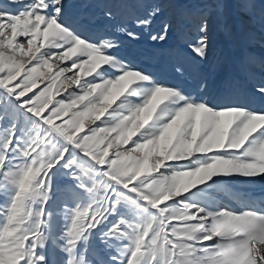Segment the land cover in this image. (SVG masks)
<instances>
[{
  "label": "snow or ice",
  "instance_id": "1",
  "mask_svg": "<svg viewBox=\"0 0 264 264\" xmlns=\"http://www.w3.org/2000/svg\"><path fill=\"white\" fill-rule=\"evenodd\" d=\"M159 12L114 31L138 40ZM93 25L64 0H0V264H264V207L205 200L220 181L264 179V109L158 79ZM188 25L158 50L178 77L209 56L207 15ZM171 31L165 21L149 39ZM239 71L254 75L247 60ZM251 94L264 102V78Z\"/></svg>",
  "mask_w": 264,
  "mask_h": 264
},
{
  "label": "rangeland",
  "instance_id": "2",
  "mask_svg": "<svg viewBox=\"0 0 264 264\" xmlns=\"http://www.w3.org/2000/svg\"><path fill=\"white\" fill-rule=\"evenodd\" d=\"M4 2L7 3V0H4ZM23 2L27 3L28 0H23ZM64 3L66 13L69 15L85 12L90 15L94 19L93 27L95 30L104 31L105 29H110L109 34L116 36L117 39L120 41V47L115 50L116 54H118L121 58L128 59L130 61L132 60L135 65L144 68L148 71L154 68L161 69V66H164L168 63V59L162 60L161 57L156 54L161 48H175L177 46V30H181L189 26V12H187L186 14L185 10H190L193 9L192 7L195 8V6H198L196 9L198 12L200 8H207V5H204L205 3H209V5H211V10H209L208 8V11L201 10L208 17V41L209 44L212 43V46L209 45V55L211 54V52H216V50H218L221 46H223L224 48L231 47L234 51L232 52V55H230L229 61H238V49L235 48V36L232 35L230 32V29L233 26V21H235L233 20L234 18H232L231 15L238 17V19H236L238 27L240 21L245 25L247 24L248 26H251L256 24L257 22L259 23L258 18L262 17V13H260V7L258 8V6H264V0H253V3H255L256 7L247 10H242L238 8L236 6V0H220L219 4H215L214 0H64ZM102 4H109L113 6V11L117 13L114 19H108L103 15V8L98 6ZM15 6L18 7V5H13V9L16 8ZM154 7H159L160 12L156 17L153 18L151 26L147 29L134 28V30L139 33L140 38L138 40H131L127 36L120 33H116L114 31L115 27L118 24H121L124 19L131 16L144 17L147 12ZM191 14H193V12ZM165 21L170 22L172 25V31L170 32L169 39L162 44L151 41L149 39L150 34L153 32H160ZM193 23L198 24L199 22H196V20H194ZM215 30L223 35L217 37L215 35ZM141 37L143 38V40ZM172 39L175 41H173ZM134 41L135 43H137L135 44ZM181 47H183V45H181ZM150 51L153 53V55H150ZM129 54H132L133 56ZM137 56H139L140 58ZM168 57L172 59V57ZM213 58L214 56H211V59ZM189 68L192 67L189 66ZM154 75L156 77L164 76V74L162 73H154ZM183 81L187 82L185 76L183 78ZM37 86H42L40 80H37ZM261 108H263L262 105L256 110H260ZM65 182L66 181L59 177L54 182L52 200L57 206L59 205V199L63 198L66 195L64 192L61 191ZM246 189L252 191L251 188ZM232 191L233 190H230L229 196L226 194L221 195V193L220 196L225 199L227 198L229 200H233L232 202L236 203L237 205H244L245 202L246 204L252 202L251 200L241 199L239 195L238 197L234 196V193H232ZM262 195L264 196V194ZM5 199L6 198L4 197V195L0 193V204H3ZM247 199H252V197H248ZM255 200L256 204L252 207H264V202L259 201V197H256ZM219 202L220 201L217 200L216 204H219ZM209 203L213 204L212 202ZM68 223L70 224V221ZM0 227H2V222H0Z\"/></svg>",
  "mask_w": 264,
  "mask_h": 264
},
{
  "label": "bare ground",
  "instance_id": "3",
  "mask_svg": "<svg viewBox=\"0 0 264 264\" xmlns=\"http://www.w3.org/2000/svg\"><path fill=\"white\" fill-rule=\"evenodd\" d=\"M204 5H207V8L211 10L210 9L211 5H209V3H205ZM197 7L198 6H195V8L192 7L193 9L185 10L186 14L187 12H189V17H190V14L192 12L193 14H198L202 12L201 10L203 11L207 10V8L206 9L200 8L197 12L196 10ZM259 7H260V13H262V17L258 18L259 23L257 22L256 24L251 26H248L247 24L245 25L240 21L238 27V23L236 21L238 17L231 15L232 18H234L233 20L236 21V22L233 21V26L231 27L230 32L232 35L235 36L236 44L235 43L234 44L236 46L235 48L238 49L237 51L238 61H233V60L232 62L231 60L229 61V57L230 55H232V52L234 50L231 47L224 48L223 46H221L218 50H216V52H211V54L208 56L207 61L203 63L199 61H191L189 64H187L185 66V75H184L187 79V82H185L183 81L184 76L178 77L173 72V64H174L173 59H170L168 56L165 55H158L157 53L156 55L160 56L162 60L168 59L167 61L168 63L164 66H161L162 67L161 69L154 68V69H150L149 71L153 74L154 73L164 74V76L157 78L172 84H176V83L182 84L187 92L196 96H207L213 100H220L222 98H231L234 100L246 102L253 109L260 108L261 105L263 107L261 109H264V102H262L259 98H253L251 94V85L259 81L261 78H264V66H261V61H264V8H263L264 6L263 7L258 6V8ZM196 22H199V20H196ZM215 35L217 37H220L223 34L216 31ZM149 53L150 55H153L151 51ZM211 56H214V58L211 59ZM246 60L249 61V68L251 72L254 74L252 78H249L246 74L241 73L239 71L241 64ZM189 66H191L192 68H189ZM201 78L207 80V88L203 92H201L198 88ZM246 188H251L252 191ZM230 190H233L232 193H234V196L238 197L239 195L241 199L251 200L252 202L247 204L245 202L244 205H237L236 203L232 202L233 200L231 199L229 200L227 198L225 199L220 196V193L221 195L226 194L229 196ZM260 193L264 194V179L246 180L241 178L239 180H232V181L225 180L218 182V187L209 190V192L205 196V200L208 203L212 202L213 204H216V201L218 200L220 202L219 204L216 205H222V206L226 205L228 208L231 209L243 210V208L246 205L254 206L256 204V200H255L256 197H259V201L264 202V196ZM248 197H252V199H247Z\"/></svg>",
  "mask_w": 264,
  "mask_h": 264
}]
</instances>
